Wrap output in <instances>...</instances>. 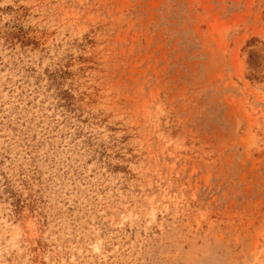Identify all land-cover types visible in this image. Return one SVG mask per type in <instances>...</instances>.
Masks as SVG:
<instances>
[{
	"label": "rangeland",
	"instance_id": "obj_1",
	"mask_svg": "<svg viewBox=\"0 0 264 264\" xmlns=\"http://www.w3.org/2000/svg\"><path fill=\"white\" fill-rule=\"evenodd\" d=\"M0 264H264V0H0Z\"/></svg>",
	"mask_w": 264,
	"mask_h": 264
}]
</instances>
